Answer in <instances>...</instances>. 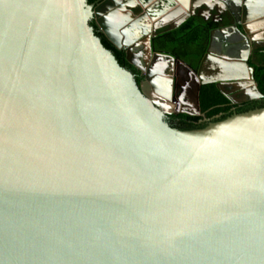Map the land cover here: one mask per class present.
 Returning a JSON list of instances; mask_svg holds the SVG:
<instances>
[{"label":"water","instance_id":"water-1","mask_svg":"<svg viewBox=\"0 0 264 264\" xmlns=\"http://www.w3.org/2000/svg\"><path fill=\"white\" fill-rule=\"evenodd\" d=\"M241 1L236 31L259 44L264 4ZM201 5L0 0V264H264V106L173 127L90 24L177 88L173 68L192 69L151 36L161 14ZM224 56L205 55L196 92Z\"/></svg>","mask_w":264,"mask_h":264},{"label":"flooded vegetation","instance_id":"flooded-vegetation-1","mask_svg":"<svg viewBox=\"0 0 264 264\" xmlns=\"http://www.w3.org/2000/svg\"><path fill=\"white\" fill-rule=\"evenodd\" d=\"M92 1L94 0L90 2ZM252 1H255L257 5L260 6L259 8L262 9L261 5L264 4V0ZM224 2L225 3L217 2V0H200L202 5L194 9V13L190 8L185 9L184 6H179V8L174 9L170 14H161L158 20L161 26L155 30L154 36H151L153 51L165 53L161 49L156 48V44L160 43L163 39L164 33L179 28L191 18L197 20L199 24L197 28L199 27L200 30L207 29L208 31V36L204 44L201 45L200 41L197 42L199 49L196 50L192 48L194 51L190 50L189 52H199L198 58H193L191 55H188V60L183 61L193 70V73L191 72L192 70L190 71L193 76H191L187 68H183L182 66H178L175 69L173 68L175 73L180 77L177 88L168 80L169 77L165 76L167 75L166 72L155 84L147 81L142 72L125 59L124 52L119 50L120 64L132 72L135 80H138L139 87L143 88L144 93L156 106L166 112L169 111V113L164 114V118L169 124L171 123V125L181 122L175 118H170L171 115L176 116V114L180 113L190 115L186 112H182V110L196 112V95L198 97L199 114L190 116H199L198 123L202 124H207L223 115H230L232 113L241 112L242 110L245 111L251 107L264 106V92L259 89V83L261 81L257 80L256 76V68L264 67V39H262L259 44H253L243 40L237 33L235 27L236 22L239 20L240 15L237 13L242 1L225 0ZM134 11L136 12L137 9ZM188 14H190V16L186 18ZM180 21L182 22L178 26L169 29L177 25ZM238 27H240L239 24ZM257 36L264 38V31L258 33ZM145 40L146 36L142 38L140 43V48L143 50L144 62L150 59V52ZM135 52L137 51L135 50ZM207 53L211 55H225L224 57L228 60V67H230V70L221 71L220 68L217 67V63H215L214 60H210L211 64L209 62L201 71L203 79L208 80V82L199 84V90L196 92L195 78L197 74H199V65ZM133 59L135 60V58ZM241 59H244L243 61L246 66L239 67L238 72L232 71L231 66H234L235 63H241ZM193 60H195V62ZM207 61H209V59ZM203 86H209L212 92L221 96L223 102L217 106H221L225 109L219 114L207 116L200 110V93ZM259 93L261 95H259Z\"/></svg>","mask_w":264,"mask_h":264},{"label":"trees","instance_id":"trees-1","mask_svg":"<svg viewBox=\"0 0 264 264\" xmlns=\"http://www.w3.org/2000/svg\"><path fill=\"white\" fill-rule=\"evenodd\" d=\"M90 1L91 0H88V2ZM90 24L94 27L95 34L100 37L102 44L106 48L111 50V52L119 61L120 51L117 50L100 32L97 31L93 21H91ZM198 25L199 24L197 23V20L195 18H191L179 28L167 31L166 33H164L161 42L156 44V48L161 49L166 53H170L183 61L188 60V55H191L193 58H198L197 56H199V52H189L190 50L194 51V49L192 48H195L196 50L199 49L197 42L200 41L201 45H203L208 36L207 29L200 30L199 27L197 28ZM193 61L195 62V60ZM256 76L257 80L261 81L259 83V89L264 92V67L256 68ZM136 82L138 84V80H136ZM222 102L223 100L221 99V96L219 94L212 92L209 86H203L200 93V110L205 113V115L213 116L222 112L225 108L217 106ZM226 116L228 115H223L219 118H216L215 120L222 119ZM170 118H175L176 120L181 121L173 125H171L170 123L171 126L179 129L201 128L206 125L198 123V120L200 118L199 116H190L184 113L176 114V116L171 115Z\"/></svg>","mask_w":264,"mask_h":264},{"label":"rangeland","instance_id":"rangeland-1","mask_svg":"<svg viewBox=\"0 0 264 264\" xmlns=\"http://www.w3.org/2000/svg\"><path fill=\"white\" fill-rule=\"evenodd\" d=\"M169 51V50H168ZM167 110H170V109H168V108H166Z\"/></svg>","mask_w":264,"mask_h":264}]
</instances>
